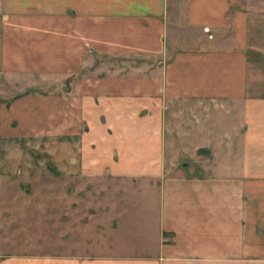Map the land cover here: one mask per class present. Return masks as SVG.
Listing matches in <instances>:
<instances>
[{
    "label": "crops",
    "instance_id": "0c3cea01",
    "mask_svg": "<svg viewBox=\"0 0 264 264\" xmlns=\"http://www.w3.org/2000/svg\"><path fill=\"white\" fill-rule=\"evenodd\" d=\"M125 57L144 61L132 80L99 75ZM0 75L68 78L50 104L85 105L101 127L60 173L91 174L96 159L132 179L105 187L117 192L83 230L93 242L0 264H264V0H0Z\"/></svg>",
    "mask_w": 264,
    "mask_h": 264
},
{
    "label": "rangeland",
    "instance_id": "374dc122",
    "mask_svg": "<svg viewBox=\"0 0 264 264\" xmlns=\"http://www.w3.org/2000/svg\"><path fill=\"white\" fill-rule=\"evenodd\" d=\"M103 63V74L99 75L116 83L115 80H132L134 69L144 61L125 57ZM68 80L51 79L50 85H10L0 75V262L23 252H51L59 241L74 245H85L86 240L93 242L83 230L99 219L101 198L117 192L105 187L115 181L132 180L116 179L111 170L102 173L94 158L91 174L69 177L58 171V158L62 159L69 149H82L81 137L89 132L95 136L101 133L99 125L87 126L83 116L85 105H61L62 112H57V105L50 104L55 97H68ZM24 97L31 101L30 105L14 104ZM33 100L38 101L37 105ZM139 106L141 117L147 116L148 105ZM94 110V114H99L100 109ZM112 110L110 115L116 117V109ZM102 121L106 123L105 116ZM93 123L100 124L98 120ZM127 127H121L122 131L132 130ZM109 133H115L113 127ZM72 135L78 139L74 140ZM90 145L97 150L96 143ZM60 223L64 226L61 229ZM88 231L94 236V228Z\"/></svg>",
    "mask_w": 264,
    "mask_h": 264
}]
</instances>
